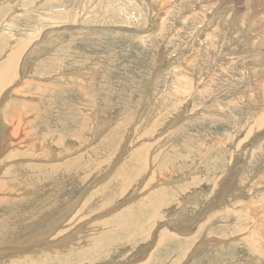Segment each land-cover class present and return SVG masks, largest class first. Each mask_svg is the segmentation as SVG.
<instances>
[{
	"label": "rangeland",
	"instance_id": "obj_1",
	"mask_svg": "<svg viewBox=\"0 0 264 264\" xmlns=\"http://www.w3.org/2000/svg\"><path fill=\"white\" fill-rule=\"evenodd\" d=\"M1 69L0 264H264V0H0Z\"/></svg>",
	"mask_w": 264,
	"mask_h": 264
},
{
	"label": "bare ground",
	"instance_id": "obj_2",
	"mask_svg": "<svg viewBox=\"0 0 264 264\" xmlns=\"http://www.w3.org/2000/svg\"><path fill=\"white\" fill-rule=\"evenodd\" d=\"M14 56H15V54H14ZM10 59L12 58L11 56L9 57ZM13 59V58H12ZM13 60H15V59H13ZM16 61V60H15ZM12 63V62H11ZM7 65H8V63H7ZM7 65H5L6 67H7V69L10 71V66H7ZM23 68V67H22ZM4 69V68H3ZM2 70V69H1ZM0 70V71H1ZM9 71H5V72H3V70L1 71V75H2V77L0 78V81H1V83H4V86H5V82H3L4 81V79H5V76H7L9 73ZM183 81V80H182ZM181 86H184V85H181ZM182 88V87H181ZM180 92H183V90L181 91V89H180ZM1 96H2V94H1ZM181 116V115H180ZM2 119V118H1ZM18 121H20V120H18ZM1 123V122H0ZM7 123V122H6ZM5 123V124H6ZM148 123V122H147ZM6 126H8V124L6 125ZM18 127V132H19V130H20V127L19 126H17ZM1 128H2V134H4V135H2V136H5V134L6 135H8L7 134V127H5V125H2L1 126ZM8 130H9V127H8ZM9 136L10 135H8V137L7 138H9ZM9 140V139H8ZM0 146H2V145H0ZM128 146V145H127ZM17 147H18V143H17ZM3 152V151H2ZM5 152V151H4ZM19 152V151H18ZM125 153V152H124ZM10 156V155H9ZM14 156V155H13ZM90 189H91V187H90ZM89 192V191H88ZM85 194V193H84ZM80 196V195H79ZM81 198H82V196H80ZM85 197V196H84ZM78 199V198H77ZM79 200V199H78ZM82 200H83V198H82ZM79 201H81V200H79ZM78 201V202H79ZM76 205V204H75ZM77 206V205H76ZM72 208H74V207H72ZM72 208H71V210H72ZM68 211L71 213L72 211H70L69 209H68ZM122 212V211H121ZM129 212V211H128ZM128 212L126 213V214H128ZM73 213V212H72ZM154 213V212H153ZM131 216V215H130ZM127 218H129V216H127ZM131 218V217H130ZM113 222H116L117 224L118 223H123L124 221H122L121 222V216H116V217H114V218H111V221H110V225L111 224H113ZM129 222H127V224H128ZM129 225V224H128ZM134 227V226H133ZM125 229V228H124ZM154 232V231H153ZM161 237H162V235H161ZM168 238V237H167ZM166 240V239H165ZM168 240V239H167ZM169 241V240H168ZM23 247H25V246H23ZM26 247H28V246H26ZM21 249V248H20ZM27 249V248H26ZM150 251V250H149ZM66 254V253H65ZM64 253H62L61 251H59V252H56V251H52V252H50L49 254H44L43 256H42V258H40L39 260H37V261H29V262H24V261H21V262H16V263H14V264H48V263H50V262H53L54 260H59V259H61V258H63L64 256H66ZM43 260H44V262H43ZM67 260V259H66ZM68 261V260H67Z\"/></svg>",
	"mask_w": 264,
	"mask_h": 264
}]
</instances>
